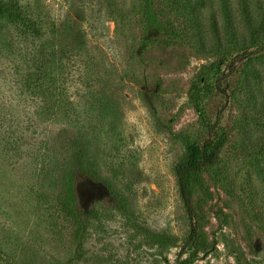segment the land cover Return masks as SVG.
Here are the masks:
<instances>
[{"label": "rangeland", "instance_id": "374dc122", "mask_svg": "<svg viewBox=\"0 0 264 264\" xmlns=\"http://www.w3.org/2000/svg\"><path fill=\"white\" fill-rule=\"evenodd\" d=\"M0 1L36 25L0 17V264H175L189 229L174 171L185 152L178 134L203 131L188 92L204 67L213 86L208 114L229 140L222 184L207 176V247L192 264H264V156L254 159L239 145L241 128L251 140L264 137V111L255 112L240 89L242 52L224 63L190 43L142 50L139 0ZM245 1L264 28V0ZM223 2L238 38L247 35L242 0H204L205 25L214 18L224 30ZM251 63L258 104L264 58ZM33 73L38 79L29 82ZM45 81L59 89L43 93ZM79 162L125 205L111 208L105 199L81 256L75 221L57 200ZM83 198L90 204L89 193ZM136 227L167 233L177 246L152 245Z\"/></svg>", "mask_w": 264, "mask_h": 264}, {"label": "trees", "instance_id": "16d2710c", "mask_svg": "<svg viewBox=\"0 0 264 264\" xmlns=\"http://www.w3.org/2000/svg\"><path fill=\"white\" fill-rule=\"evenodd\" d=\"M141 9V43L142 50L151 46L174 47L190 43L199 52L220 55V58L230 57L242 52L247 60L241 69L244 85L240 88L255 112L264 111V102H255V84L259 77V70L251 63L252 59L262 60L264 58V28L263 21L254 22L249 12V5L242 0V16L247 26L248 34L238 38L229 9L223 2L225 15V28H221L216 19H211L208 26L205 25L199 6L204 0H139ZM8 16L12 20L21 21L30 30H35L34 22L23 17L21 12L14 6H8L7 2L0 1V17ZM214 17V16H213ZM209 30H207V28ZM263 32V33H262ZM210 34V35H209ZM234 64H229L228 69H233ZM220 69V68H219ZM38 73V72H37ZM201 68L193 79L189 88V102L198 114L203 131L197 134L179 133L178 136L184 144L185 152L176 163V173L180 195L185 207L189 229L183 242L182 252L178 255L175 264H192L207 247L206 228L209 224L207 218L206 204L213 198L211 184L207 176L212 177L214 184L222 182L221 154L227 141L229 131L218 121H212L207 108L206 99L212 92L213 86L210 78ZM42 80V74L40 75ZM47 78V77H45ZM29 82L38 79L35 73L28 77ZM39 82V81H38ZM52 83L40 82L38 89L43 93L52 95L53 91L59 89ZM30 90H33L30 88ZM232 96L237 95V88H229ZM239 90V88H238ZM252 117L254 122H260L258 116ZM243 136L240 137L239 145L243 152L254 159L264 156V137L251 140L244 136L245 129L241 128ZM68 179L64 191V197H59L63 209L72 216L75 223L74 237L78 244L77 255L83 254V245L86 234L94 219L102 214L105 199L113 201L111 208H124V201L110 188L101 178L90 174L87 167L79 162L68 169ZM87 178V187L80 184V179ZM222 184V183H221ZM86 193L92 196L90 204L83 205ZM93 193L95 197L93 198ZM146 242L160 248L177 246L172 237L167 233H158L144 227H136ZM139 233V234H140ZM187 254V258L181 257ZM158 264H170L165 258Z\"/></svg>", "mask_w": 264, "mask_h": 264}]
</instances>
